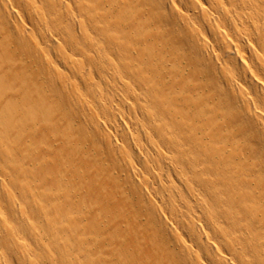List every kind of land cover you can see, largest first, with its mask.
I'll use <instances>...</instances> for the list:
<instances>
[{
	"label": "bare ground",
	"instance_id": "1",
	"mask_svg": "<svg viewBox=\"0 0 264 264\" xmlns=\"http://www.w3.org/2000/svg\"><path fill=\"white\" fill-rule=\"evenodd\" d=\"M103 43L147 65L107 74ZM7 242L0 264H264V0H0Z\"/></svg>",
	"mask_w": 264,
	"mask_h": 264
},
{
	"label": "rangeland",
	"instance_id": "2",
	"mask_svg": "<svg viewBox=\"0 0 264 264\" xmlns=\"http://www.w3.org/2000/svg\"><path fill=\"white\" fill-rule=\"evenodd\" d=\"M103 44H104V43H103ZM103 44L101 45V48L103 49V51H101L102 49H101L100 47H98V48L101 49V50H100V52L97 51V52H98V53H97V54H98V55H97V60L100 59V60H98L99 62H97V65H98L101 61H103V62H101L99 65H103V67L106 68V69H105V70H106V73H107V72H108V73L110 72V70H109V68H108V65H111V64H113V63H115V62H116V63L113 64V65H119V64H122V62L127 63V64H129V63L132 64V63H133L132 65H147L146 62H144L143 60L139 61V60L142 58V56L140 55V53H138L137 51L133 50L132 47H131L132 50H131L128 46H127L126 48L124 47V48H122V49H121V47H120V49L123 50V51L120 50L121 52L119 51V52H120V53H119V52H117V51L119 50V48H117L118 50L115 49V50H116V51H115V50H113L114 48H113V49H112V47L108 48L107 45H105V44H107V42H105L104 45H103ZM102 46H103V47H102ZM106 48H107V51H108V52L105 51ZM110 49H111V52L109 51ZM128 49H130V50H128ZM126 50H127V52H126ZM114 51H115V52H114ZM129 51H130V52H129ZM116 52L119 53V54L117 55ZM122 52H123V53H122ZM125 52L128 53V56H131V57H128L127 54H124ZM131 52H132V53H131ZM136 52H137V54H139L140 57H136V56H135L136 58H135V57H132V56L136 55ZM206 52H207V53H206ZM247 52H248V50H247V48H245V54L248 55ZM99 53H100V54H99ZM106 53H107V54H106ZM113 53H115L116 55H114ZM121 53H122V55H121ZM129 53H131V55H130ZM205 53H206V54H205ZM211 53H212V52H211L210 50H204L201 54H203V55L205 56V57L202 56L203 59H204V58H206L207 56H209ZM132 54H133V55H132ZM190 54L193 55L194 52H191ZM197 54H198V53H197ZM106 55H107V57H106V59H105V56H106ZM111 55H112L113 57H114V56H117V57H116V58H115V57H114V58H113V57L110 58L109 56H111ZM125 55H126V56H125ZM198 55H199V54H198ZM211 55H212V54H211ZM99 56H101V57L98 58ZM121 56H122V57H121ZM137 56H138V55H137ZM227 56H228V57H231V56L234 57V55H230V54H229V55H226V57H227ZM108 57H109V59H108ZM119 57H120V58H119ZM124 57H126V59H125L126 61H125L124 59L121 60V58H124ZM127 57H128V58H127ZM171 57H173V55H172ZM199 57H201V55H199ZM233 57H231V58H233ZM118 58H119V59H118ZM131 58H132V59H131ZM133 58H134V59H133ZM138 58H140V59L138 60ZM237 58H238V57H237ZM111 59H112V60H111ZM129 59L131 60V62H130ZM214 59H215V58H214ZM235 59H236V58H235ZM235 59H234V60H235ZM113 60H114V61H113ZM115 60H116V61H115ZM118 60H119V61L121 60L120 63H119ZM136 60H138V63H136V62H137ZM186 60H187V61H186ZM111 61H112V62H111ZM117 61H118V62H117ZM134 61H136V62H134ZM235 61L238 62V64L236 63L237 65H240V60H239V59H237V60H235ZM128 62H129V63H128ZM139 62H142V63H139ZM105 63H106V64H105ZM110 63H111V64H110ZM117 63H119V64H117ZM124 63H123L122 65H124ZM179 63H180V64H179ZM179 63L177 62V66H179V65L184 66V68H186L187 71H188L189 69H190V70H194V69H193V68H194V67H193V66H194V64H193L194 61H193V59H192V56H191V57L189 56V58H188V57L185 58V61H184V59L182 58V59H181V62L179 61ZM187 63H188L189 66H187ZM172 64H173L172 62H167V63H164V64H160V63L156 64V63H155V65H167V68H169L170 65H171V67H172ZM178 64H179V65H178ZM184 64H185V65H184ZM191 64H192V66H191ZM125 65H126V64H125ZM173 66H176V65H173ZM186 66H187V67H186ZM109 67H110V66H109ZM171 67H170V68H171ZM108 70H109V71H108ZM108 73H107V74H108ZM107 74H106V77H107ZM101 84L104 85V86H102ZM101 84L99 85V88L102 87L100 90H103V89H104L103 94H105V91H106V92H107L106 94H107L108 96H110V95L112 94L111 96H113V98H114V95H116V92H118V95H119V96H118V95H117V97L115 96V99L118 100L119 103H120V101H122V99L120 98V99H121V100H120L119 97H122V98L124 97V99L127 98V100H130V99H131L132 92H131V90H130V88H129L128 86L123 85V84H120V85H119V83H118V84H116L117 86L114 85V88H112L111 85L109 86V85L106 84L105 82H104V83H101ZM105 84L108 85V86H105ZM166 84H167V86H166ZM166 84H165V87H166V88H170V87H169V86H170L169 83H166ZM118 86H119V87H118ZM122 86H123V87L126 86V87H128V88H126V90H125V88L122 89ZM103 87H105V88H106V87H110V88H108V89H109L111 92H110L107 88L105 89V88H103ZM117 87H118V88H117ZM128 89H129V90H128ZM127 90H128V91H127ZM168 90H170V89H168ZM108 91H109L110 93H109ZM113 92H115V94H114ZM101 93H102V91H101ZM119 93H120V94H119ZM128 93H129V95H128ZM211 93H212V92H211ZM103 94L101 95L102 97H99L101 100L104 99V95H103ZM113 94H114V95H113ZM125 94L127 95L126 97H125ZM107 95H106V96H107ZM130 95H131V96H130ZM106 96H105V98H106ZM210 97H211V99H212V96H208V97H207V98H209V99H207V100H208V101H207V105H208V106H210V105H211V106H215V108L218 107V106L220 105V104L218 103V96H217V95L214 96L215 102H212L213 99L210 100ZM216 97H217V98H216ZM102 98H103V99H102ZM117 98H118V99H117ZM129 98H130V99H129ZM230 98H231V97H230ZM230 98H229V99H230ZM231 99L233 100V102H236L235 100H238V99H235V100H234V98H231ZM231 99H230V100H231ZM213 101H214V100H213ZM211 102H212V103H211ZM231 102H232V101H231ZM209 114H210V113H209ZM212 116H213V115H212ZM212 116H211V118L208 116V118H209L208 121H213L212 118H214V116H213V117H212ZM107 122H108V123H107ZM76 123H79V119L76 120ZM119 123H121V121H120ZM105 124H107V125H105ZM108 124L111 126V127H109V129H107L106 127H104V126H107V127H108ZM112 124H113V123H110L109 121H105V123H103L102 126L104 127V130L107 129L106 133H108V130H109V134H113L111 130H112V127L114 126V124H113V126H112ZM110 128H111V130H110ZM104 130L102 129V131H104ZM113 131H114V127H113ZM110 132H111V133H110ZM147 177H150V176H147V175H146V178H147ZM147 179H148V181L150 180L149 178H147ZM3 244H4V243H2L1 245L4 247ZM7 245H8V242L5 243V247H6ZM2 246H0V249H1L0 251L3 252L4 254H7V255H8V254H9V253H8V252H9V251H8V250H9V245H8V247H6V248L4 247V248L7 250V252H6L5 249H3Z\"/></svg>",
	"mask_w": 264,
	"mask_h": 264
}]
</instances>
